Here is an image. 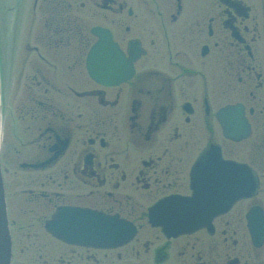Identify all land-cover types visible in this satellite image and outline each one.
<instances>
[{
    "label": "flooded vegetation",
    "instance_id": "obj_1",
    "mask_svg": "<svg viewBox=\"0 0 264 264\" xmlns=\"http://www.w3.org/2000/svg\"><path fill=\"white\" fill-rule=\"evenodd\" d=\"M23 9L2 144L13 256L264 264V0H25ZM97 28L102 82L88 71ZM224 126L248 134L236 140ZM69 208L115 216L134 235L103 249L64 243L46 224Z\"/></svg>",
    "mask_w": 264,
    "mask_h": 264
},
{
    "label": "water",
    "instance_id": "obj_2",
    "mask_svg": "<svg viewBox=\"0 0 264 264\" xmlns=\"http://www.w3.org/2000/svg\"><path fill=\"white\" fill-rule=\"evenodd\" d=\"M100 49L96 47V51ZM90 73L93 77L98 78L97 70L91 68ZM1 129V128H0ZM1 134V132H0ZM1 147V143H0ZM256 179H253L252 193H255ZM62 218L65 225L60 226ZM101 213L92 212L89 210H69L61 211L54 216L52 221L48 222L46 229L55 237L67 243H73L83 246H91L95 248L114 247L117 244H112L115 241L110 220ZM122 229L119 230V232ZM128 235H120L118 240H124ZM121 243V242H119ZM0 264H11V240L8 231V222L6 217L5 193L0 167Z\"/></svg>",
    "mask_w": 264,
    "mask_h": 264
},
{
    "label": "rangeland",
    "instance_id": "obj_3",
    "mask_svg": "<svg viewBox=\"0 0 264 264\" xmlns=\"http://www.w3.org/2000/svg\"><path fill=\"white\" fill-rule=\"evenodd\" d=\"M28 1V0H26ZM19 2V0H0V58L3 60V53L6 50V45L10 47L11 43L13 44V30L19 26H17L15 20L18 17V12L16 9V12L13 14L10 12V7H12L14 4ZM23 17L25 16V11L23 10ZM21 13V14H22ZM20 18V15H19ZM10 29L12 30V33L10 34ZM9 48L7 47V50ZM10 51L5 53L6 58H9ZM7 62V61H6ZM9 65V61H8ZM7 70V69H6ZM4 70V71H6ZM9 70L13 73H16L18 71V68L16 67H9ZM8 70V72H9ZM12 88H13V82H12ZM4 137H6L4 135ZM3 137V139H4ZM15 264H24V261H22V258L20 255H16L15 257Z\"/></svg>",
    "mask_w": 264,
    "mask_h": 264
}]
</instances>
